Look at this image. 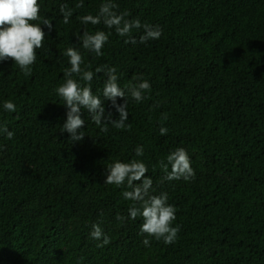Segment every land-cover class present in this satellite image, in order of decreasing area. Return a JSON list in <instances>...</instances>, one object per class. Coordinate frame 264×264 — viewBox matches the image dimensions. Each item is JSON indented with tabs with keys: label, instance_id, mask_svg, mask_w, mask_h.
Segmentation results:
<instances>
[{
	"label": "trees",
	"instance_id": "16d2710c",
	"mask_svg": "<svg viewBox=\"0 0 264 264\" xmlns=\"http://www.w3.org/2000/svg\"><path fill=\"white\" fill-rule=\"evenodd\" d=\"M76 2L40 0L41 21L54 27L42 25L48 35L31 76L12 60L0 62V125L14 133L0 135V264H264V0H116L129 19L163 33L133 45L113 29L99 57L76 44L75 34L85 27L77 17L95 14L102 0H84L65 25L59 6ZM142 32L133 31L137 41ZM73 45L82 68L115 66L121 86L133 74L150 81L149 98L129 97L130 131L109 125L100 132L85 111L82 140L69 142L61 132L68 109L55 89ZM104 79L94 76L95 94ZM9 99L15 112L3 110ZM105 110L118 118L111 101ZM138 145L155 193L167 192L177 208L174 244L149 237L146 247L141 218H115L127 217L132 201L123 198L126 185L104 183L106 168L134 158ZM179 146L196 172L190 182L168 181L159 167ZM93 223L108 245L97 246Z\"/></svg>",
	"mask_w": 264,
	"mask_h": 264
},
{
	"label": "clouds",
	"instance_id": "9594fccd",
	"mask_svg": "<svg viewBox=\"0 0 264 264\" xmlns=\"http://www.w3.org/2000/svg\"><path fill=\"white\" fill-rule=\"evenodd\" d=\"M84 7V0H77L75 7H69L67 3H61L59 11L63 17V23L68 25L70 18L76 9ZM120 5L116 0H102L98 11L78 16L83 28V34H75L77 43L84 50L102 56L104 46L109 42L114 29L119 37H125L124 43L133 45L147 43L150 40H158L163 29L159 25L141 22L139 18L128 17V11H119ZM40 0H0V62L12 60L25 76H31L32 66L36 62L37 50L44 46L48 35L43 26H47L49 32L53 29L52 20L44 18L41 21ZM103 24L105 31L96 28L89 31L87 26ZM143 29L139 41L133 36L134 30ZM68 57L70 67L64 69V82L56 89L57 95L64 101L67 107V118L62 125L61 132L69 133V142L80 141L85 134L81 129L85 126L82 112H87L90 119L99 127L100 132H108L109 125L119 130H131L129 123L128 100L129 97L137 103L149 98L151 83L143 78V74H133L132 81L121 86L120 77L115 66L101 64L94 71L92 66L82 68L85 63L84 56L75 45L69 46L63 53ZM103 74L105 79L100 94H95L92 81L96 74ZM4 73L0 70V76ZM117 98H123V103H117ZM105 101H111V105L118 112V118L114 119L111 111L106 113ZM5 112H15L16 104L12 100L3 102ZM162 120H167V115H162ZM161 135H166L167 127L161 126ZM0 135L11 139L14 133L6 125H0ZM144 146L138 145L134 149V158L128 160L115 159L107 165L104 183L117 187L125 186L122 195L124 200L132 201L125 217L116 214L118 222L127 219H142L139 232L145 238L142 243L150 246V239L162 240L165 244H174L180 232V225L175 224L177 208L169 203L167 192L155 193L153 179L147 175V164L140 159L144 156ZM159 167L165 173L164 179L184 180L190 182L195 179L196 172L191 164V157L186 148L179 146L170 151L161 159ZM170 169V170H169ZM155 170V168L153 169ZM91 237L100 241L98 247H104L111 242V238L103 231L100 223L92 224Z\"/></svg>",
	"mask_w": 264,
	"mask_h": 264
}]
</instances>
